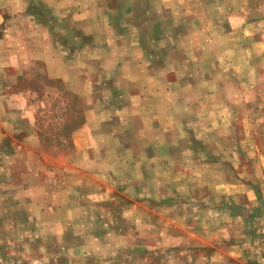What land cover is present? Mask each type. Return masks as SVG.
Returning <instances> with one entry per match:
<instances>
[{"label":"rangeland","instance_id":"obj_1","mask_svg":"<svg viewBox=\"0 0 264 264\" xmlns=\"http://www.w3.org/2000/svg\"><path fill=\"white\" fill-rule=\"evenodd\" d=\"M183 1V12L190 13L183 28H190L199 48L209 45L206 53L198 50L197 66L183 72L199 88L204 76L210 92L219 87L212 114L200 93L182 99V110L191 102L194 112L176 115L177 125L193 128L181 132L185 138L165 140L169 161L159 170L150 163V178L140 177V163L132 173L129 161L117 165L105 182L118 191L111 200L116 210L72 216L69 232L42 228L34 241L26 227L13 226L23 223V211L1 214L0 264H264V0ZM34 13L41 25L53 26L58 41L62 24L76 26L56 19L43 3ZM63 37L81 43L73 33ZM19 55L20 66L6 70L7 90L21 95L47 150L72 153L73 135L86 123L88 106L77 94L85 86L73 92L49 80L42 61L30 60L26 51ZM205 126H218L213 145L204 143L211 136ZM221 126L228 127L226 136ZM136 202L149 210L121 207Z\"/></svg>","mask_w":264,"mask_h":264},{"label":"crops","instance_id":"obj_2","mask_svg":"<svg viewBox=\"0 0 264 264\" xmlns=\"http://www.w3.org/2000/svg\"><path fill=\"white\" fill-rule=\"evenodd\" d=\"M37 3L51 9L56 19L73 20L76 26L62 24L58 41L53 26L37 21ZM182 3L0 0V215L23 211V223L12 221L14 227H26L28 239L33 240L42 228L51 233L61 226V235L67 233L72 216L116 210L111 200L118 191L106 183L117 165L129 161L127 171L132 173L133 165L140 163L139 172H145L140 177L150 178V163L159 170L169 161L165 140L173 134L185 138L181 132L193 128L177 125L176 115L194 112L191 102L182 110V99L197 98L200 93L199 97L208 100L207 114H212L219 87L210 92V80L204 76L199 88L196 78L183 72L184 67L197 66L198 50L206 53L209 45L199 48L190 28H183L190 15L183 12ZM65 32L77 35L81 43L71 44L63 37ZM21 51L30 60L42 61L49 80L73 92L76 86H85L77 94L88 106L86 123L73 135L72 153L47 150L34 115L23 109L21 95L7 90L6 70L20 66ZM217 127L205 126L211 133L206 135V145H213ZM220 130L222 136L228 134L227 126ZM92 184L93 190L84 191ZM121 207L124 211L149 210L142 202Z\"/></svg>","mask_w":264,"mask_h":264}]
</instances>
